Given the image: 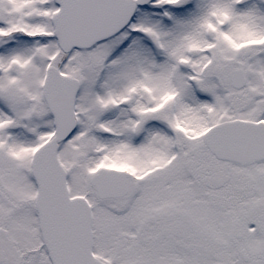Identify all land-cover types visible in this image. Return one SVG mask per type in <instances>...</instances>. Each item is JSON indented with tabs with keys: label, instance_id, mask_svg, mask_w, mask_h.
Here are the masks:
<instances>
[{
	"label": "snow or ice",
	"instance_id": "snow-or-ice-1",
	"mask_svg": "<svg viewBox=\"0 0 264 264\" xmlns=\"http://www.w3.org/2000/svg\"><path fill=\"white\" fill-rule=\"evenodd\" d=\"M0 264H264V0H0Z\"/></svg>",
	"mask_w": 264,
	"mask_h": 264
}]
</instances>
